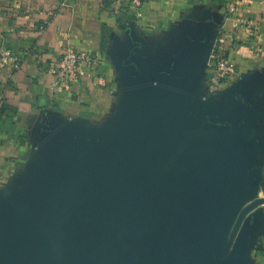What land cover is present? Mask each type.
<instances>
[{
	"label": "crops",
	"instance_id": "1",
	"mask_svg": "<svg viewBox=\"0 0 264 264\" xmlns=\"http://www.w3.org/2000/svg\"><path fill=\"white\" fill-rule=\"evenodd\" d=\"M139 12L120 0H0V50L20 59L15 71L0 62V211L55 169L58 139L99 138L123 123L125 78L135 72L144 91L170 71L190 73L184 129L222 128L235 177L253 195L245 205L264 197V0H143ZM234 18L253 20V31H234ZM218 40L231 44L223 54L235 71L212 90L208 54ZM68 46L101 65L52 88L47 67ZM234 243L236 264H264V204L246 214Z\"/></svg>",
	"mask_w": 264,
	"mask_h": 264
},
{
	"label": "water",
	"instance_id": "2",
	"mask_svg": "<svg viewBox=\"0 0 264 264\" xmlns=\"http://www.w3.org/2000/svg\"><path fill=\"white\" fill-rule=\"evenodd\" d=\"M137 76L125 78L131 110L117 129L58 139L55 169L0 211V264H236L238 231L264 197L245 205L253 195L222 128L184 129L190 73L170 71L148 91Z\"/></svg>",
	"mask_w": 264,
	"mask_h": 264
},
{
	"label": "built area",
	"instance_id": "3",
	"mask_svg": "<svg viewBox=\"0 0 264 264\" xmlns=\"http://www.w3.org/2000/svg\"><path fill=\"white\" fill-rule=\"evenodd\" d=\"M130 3V5L136 11L138 17L141 16L139 12V7L143 0H120ZM227 17H231L235 12V6L233 3H229L226 9ZM47 22H44L46 24ZM253 20H243L234 18L233 19V29L234 31L240 28H246L249 32L254 29ZM229 44V43H228ZM225 44L223 41H216L214 47L212 48L208 63L212 69V76L210 79V85L212 90H215L219 86H224L227 82L228 77L234 73L235 67L234 63L228 60L223 52L224 49L231 44ZM0 62L11 66L15 71L20 68V59L8 49L0 50ZM101 65L98 58L90 54L85 50L75 49L72 46L65 48L64 53L53 63H50L47 67V72L53 75L54 81L51 83L52 88H57L58 86L69 85L76 82L79 78L80 72L83 68L89 71H97ZM98 84L100 86H107L108 83L106 79L102 76L99 77ZM2 181L1 173V146H0V183Z\"/></svg>",
	"mask_w": 264,
	"mask_h": 264
},
{
	"label": "rangeland",
	"instance_id": "4",
	"mask_svg": "<svg viewBox=\"0 0 264 264\" xmlns=\"http://www.w3.org/2000/svg\"><path fill=\"white\" fill-rule=\"evenodd\" d=\"M162 165H163V163H161V161H160L159 159H155V160L153 161V164H152V166H151V169H150V170L148 171V173H147V177H146V178L151 179L152 177H154V176L158 173L159 168H160ZM63 183H65V179H64ZM43 208H44V203L38 205V208H37V215H33V213H30V211H27V217H28V219H30V221H32V220H36V221H38V219L41 220V219H42V217H41L42 214H41V213H42V211H43ZM4 229H7V228L5 227ZM7 231H8L10 234H12V236H17V237L24 236V234H25V233L20 232V231H18V233H16V234L11 233L8 229H7ZM22 239H23V238H22ZM22 239H21V240H22ZM21 240H20V241H21ZM216 240H219V238H216ZM20 241H18V242H20Z\"/></svg>",
	"mask_w": 264,
	"mask_h": 264
}]
</instances>
